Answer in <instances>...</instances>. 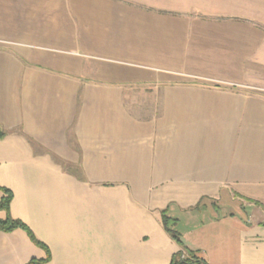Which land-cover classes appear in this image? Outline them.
I'll use <instances>...</instances> for the list:
<instances>
[{"label":"crops","instance_id":"crops-1","mask_svg":"<svg viewBox=\"0 0 264 264\" xmlns=\"http://www.w3.org/2000/svg\"><path fill=\"white\" fill-rule=\"evenodd\" d=\"M0 133L44 264H264V0H0Z\"/></svg>","mask_w":264,"mask_h":264},{"label":"trees","instance_id":"trees-1","mask_svg":"<svg viewBox=\"0 0 264 264\" xmlns=\"http://www.w3.org/2000/svg\"><path fill=\"white\" fill-rule=\"evenodd\" d=\"M0 133V137H2ZM0 192L4 194L1 202L0 209L7 213V219L0 221V232L10 233L17 229L26 231L31 240L39 247L44 248L48 252V257L45 260H32L29 264H44L49 262L50 255L47 247L40 243L29 230V228L21 221L14 220L10 217V205L13 200V193L7 189L0 187ZM163 225L165 230L171 235L172 239L181 247V252L173 257L171 264H207L200 256L199 252L189 249L181 239L180 234L175 230L176 221L170 219L166 213L162 215Z\"/></svg>","mask_w":264,"mask_h":264}]
</instances>
